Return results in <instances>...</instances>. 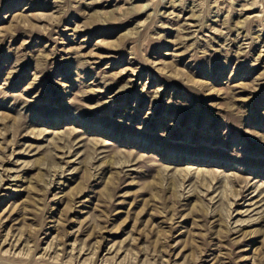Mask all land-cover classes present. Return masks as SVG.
Listing matches in <instances>:
<instances>
[{
  "label": "rangeland",
  "instance_id": "1",
  "mask_svg": "<svg viewBox=\"0 0 264 264\" xmlns=\"http://www.w3.org/2000/svg\"><path fill=\"white\" fill-rule=\"evenodd\" d=\"M0 264H264V0H0Z\"/></svg>",
  "mask_w": 264,
  "mask_h": 264
}]
</instances>
